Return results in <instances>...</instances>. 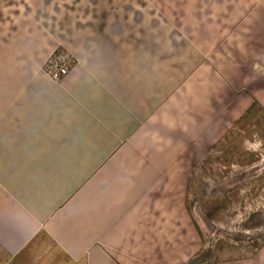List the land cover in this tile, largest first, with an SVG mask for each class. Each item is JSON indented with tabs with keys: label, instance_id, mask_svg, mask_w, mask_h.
<instances>
[{
	"label": "crops",
	"instance_id": "1",
	"mask_svg": "<svg viewBox=\"0 0 264 264\" xmlns=\"http://www.w3.org/2000/svg\"><path fill=\"white\" fill-rule=\"evenodd\" d=\"M254 106L264 0H0V264H190V167Z\"/></svg>",
	"mask_w": 264,
	"mask_h": 264
},
{
	"label": "rangeland",
	"instance_id": "2",
	"mask_svg": "<svg viewBox=\"0 0 264 264\" xmlns=\"http://www.w3.org/2000/svg\"><path fill=\"white\" fill-rule=\"evenodd\" d=\"M186 207L202 244L196 262L237 260L264 246V110L254 106L194 161Z\"/></svg>",
	"mask_w": 264,
	"mask_h": 264
},
{
	"label": "built area",
	"instance_id": "3",
	"mask_svg": "<svg viewBox=\"0 0 264 264\" xmlns=\"http://www.w3.org/2000/svg\"><path fill=\"white\" fill-rule=\"evenodd\" d=\"M69 70V60L57 55L52 60V66L50 67V72H48V74L52 79L60 81L68 74Z\"/></svg>",
	"mask_w": 264,
	"mask_h": 264
},
{
	"label": "trees",
	"instance_id": "4",
	"mask_svg": "<svg viewBox=\"0 0 264 264\" xmlns=\"http://www.w3.org/2000/svg\"><path fill=\"white\" fill-rule=\"evenodd\" d=\"M57 55H60L61 56V51H60V49H58V50H56L54 53H53V55L48 59V61L46 62V64H45V70H46V72H50V67L52 66V60L54 59V57L55 56H57ZM74 63H73V61H70L69 60V68L71 69L72 68V65H73ZM251 109V108H250ZM249 109V110H250ZM249 110H248V112H249ZM254 254V253H253ZM252 254V255H253ZM197 258V257H196ZM196 258H193V259H191L190 260V264H196V263H198V262H196ZM212 263H215V262H212Z\"/></svg>",
	"mask_w": 264,
	"mask_h": 264
}]
</instances>
